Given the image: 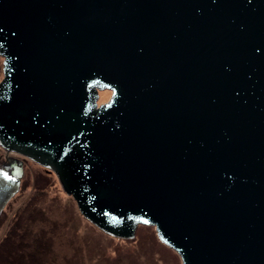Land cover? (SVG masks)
Segmentation results:
<instances>
[{
    "label": "water",
    "instance_id": "water-1",
    "mask_svg": "<svg viewBox=\"0 0 264 264\" xmlns=\"http://www.w3.org/2000/svg\"><path fill=\"white\" fill-rule=\"evenodd\" d=\"M0 56V216L25 157L111 236L264 264V0H0Z\"/></svg>",
    "mask_w": 264,
    "mask_h": 264
},
{
    "label": "trees",
    "instance_id": "trees-1",
    "mask_svg": "<svg viewBox=\"0 0 264 264\" xmlns=\"http://www.w3.org/2000/svg\"><path fill=\"white\" fill-rule=\"evenodd\" d=\"M15 199L0 216V264H84L86 243L71 227L68 203L47 182H36L17 207Z\"/></svg>",
    "mask_w": 264,
    "mask_h": 264
},
{
    "label": "rangeland",
    "instance_id": "rangeland-1",
    "mask_svg": "<svg viewBox=\"0 0 264 264\" xmlns=\"http://www.w3.org/2000/svg\"><path fill=\"white\" fill-rule=\"evenodd\" d=\"M0 62L1 81L4 78L3 57L1 56ZM110 95L111 92H101L100 102L109 100ZM23 158L25 173L22 183L26 185L23 189L21 187L16 194L13 206L17 207L26 199L35 188L36 182H47L52 192L58 193L68 203L71 227L82 235L86 243L84 264H182L179 253L159 239L154 226L140 225L138 227L142 230V239L137 236L135 239H123L103 232L83 216L75 199L64 191L54 171L48 170L30 158ZM5 159L6 152L0 147V161Z\"/></svg>",
    "mask_w": 264,
    "mask_h": 264
},
{
    "label": "flooded vegetation",
    "instance_id": "flooded-vegetation-1",
    "mask_svg": "<svg viewBox=\"0 0 264 264\" xmlns=\"http://www.w3.org/2000/svg\"><path fill=\"white\" fill-rule=\"evenodd\" d=\"M103 91H108V92H111V95L110 96H112V93H113V91L111 90V89H106V90H101L100 91V97H101V92H103ZM111 98V97H110ZM109 98V99H110ZM107 101H109L108 99L107 100H105V101H102V102H100V98H99V104L100 103H104V102H107ZM16 156V155H15ZM23 158V157H22ZM24 159V158H23Z\"/></svg>",
    "mask_w": 264,
    "mask_h": 264
}]
</instances>
